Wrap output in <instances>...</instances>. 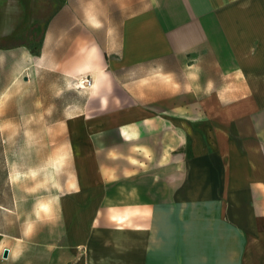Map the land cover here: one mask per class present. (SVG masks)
I'll use <instances>...</instances> for the list:
<instances>
[{
    "label": "crops",
    "instance_id": "obj_1",
    "mask_svg": "<svg viewBox=\"0 0 264 264\" xmlns=\"http://www.w3.org/2000/svg\"><path fill=\"white\" fill-rule=\"evenodd\" d=\"M82 75L91 88L73 87ZM60 124L80 175L112 165L89 149L114 150L131 171L161 166L176 197L198 202L178 208L195 218L172 241L163 233L162 252L147 223L130 253L99 249L82 264H187L186 227L202 247L194 264H264V0H0L3 165L11 151H57L43 139ZM11 195L0 192V263L36 264L56 239L14 220Z\"/></svg>",
    "mask_w": 264,
    "mask_h": 264
},
{
    "label": "rangeland",
    "instance_id": "obj_2",
    "mask_svg": "<svg viewBox=\"0 0 264 264\" xmlns=\"http://www.w3.org/2000/svg\"><path fill=\"white\" fill-rule=\"evenodd\" d=\"M65 131V125L60 124L57 138L54 135L44 136V143L55 142L58 150H44L41 161L25 157L34 152L11 151L14 156L11 166L3 165L0 151V192L5 189L12 193L10 202L15 205L12 218L30 227L42 242L56 239L53 244L37 246L41 251H34L35 255L28 258L30 261L35 259L36 264H48V255H55L54 264H62L66 259H71L68 264H82L86 255H92L99 249L107 253H130L131 240L146 242L147 223L154 229L156 245H159L155 250L162 252L163 246L158 240L163 233L171 236L172 241L173 236L179 233L178 222L189 223L192 222L189 219L195 218L194 215L177 214L179 207H194L198 202L176 197L178 183L171 174L166 176L171 179L165 181L161 166L149 168L142 165L131 171L118 157L117 153L121 152L94 148L89 149L88 154L95 162L112 165L79 167L80 175L78 167L68 157L66 148L69 140ZM87 145L89 148L94 146L90 142ZM152 172L154 183L151 181ZM51 206L56 213L54 208L50 213ZM152 208L154 215L148 213V209L151 211ZM188 229L186 227V259L187 264H194L191 260L196 250L200 251L202 247L192 245L194 238L190 234L194 232ZM115 238L120 240L119 249L115 248ZM171 245L165 249L171 252L170 259H173L179 248ZM39 255H42L41 263L38 262Z\"/></svg>",
    "mask_w": 264,
    "mask_h": 264
},
{
    "label": "built area",
    "instance_id": "obj_3",
    "mask_svg": "<svg viewBox=\"0 0 264 264\" xmlns=\"http://www.w3.org/2000/svg\"><path fill=\"white\" fill-rule=\"evenodd\" d=\"M92 85L93 79L90 75H82L73 80V87L77 90L89 89Z\"/></svg>",
    "mask_w": 264,
    "mask_h": 264
},
{
    "label": "water",
    "instance_id": "obj_4",
    "mask_svg": "<svg viewBox=\"0 0 264 264\" xmlns=\"http://www.w3.org/2000/svg\"><path fill=\"white\" fill-rule=\"evenodd\" d=\"M7 255V250H4L3 256L6 257Z\"/></svg>",
    "mask_w": 264,
    "mask_h": 264
}]
</instances>
